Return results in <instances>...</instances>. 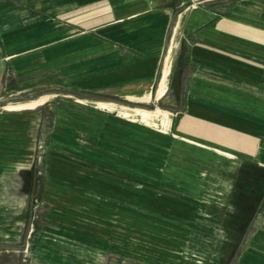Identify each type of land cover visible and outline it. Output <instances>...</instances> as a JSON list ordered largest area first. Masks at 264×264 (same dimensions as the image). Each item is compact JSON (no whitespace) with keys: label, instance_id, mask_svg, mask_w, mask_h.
Returning <instances> with one entry per match:
<instances>
[{"label":"crops","instance_id":"0c3cea01","mask_svg":"<svg viewBox=\"0 0 264 264\" xmlns=\"http://www.w3.org/2000/svg\"><path fill=\"white\" fill-rule=\"evenodd\" d=\"M5 92L21 100L9 105L21 106L33 131L50 134L39 161L47 212L57 213L50 228H69L60 182L82 187L89 204L144 198L181 216L178 198L134 193L122 169L190 171L198 147L255 155L264 141V0H1ZM135 110L157 118L122 115Z\"/></svg>","mask_w":264,"mask_h":264},{"label":"rangeland","instance_id":"374dc122","mask_svg":"<svg viewBox=\"0 0 264 264\" xmlns=\"http://www.w3.org/2000/svg\"><path fill=\"white\" fill-rule=\"evenodd\" d=\"M8 93L0 98V264H264V141L250 160L191 145L190 171L158 165L154 174L138 163L135 173L124 165L126 187L178 198L181 216L126 196L90 206L82 187L60 182V199L71 203L60 214L69 228L53 229L57 213L47 212L52 197L44 202L49 181L39 163L50 134L33 131L21 106L9 105L21 100Z\"/></svg>","mask_w":264,"mask_h":264},{"label":"bare ground","instance_id":"6f19581e","mask_svg":"<svg viewBox=\"0 0 264 264\" xmlns=\"http://www.w3.org/2000/svg\"><path fill=\"white\" fill-rule=\"evenodd\" d=\"M173 37V36H172ZM176 46V45H175ZM169 57L165 60V65H164V69H163V75H162V81L160 83V87L161 88H164L165 86V77L168 73V68H169ZM163 91V89L161 90ZM101 104V107L104 105L103 103H100ZM103 104V105H102ZM107 105V104H106ZM108 106V105H107ZM103 107H106L105 105ZM129 110V109H128ZM134 112V113H133ZM163 114V113H162ZM122 115L125 117V118H129V119H133V120H136L137 118L145 123V124H150L152 120H154L155 118H157V115H155L154 113L152 112H147V111H141V110H135V111H132V112H123ZM167 115L166 113L163 114L162 116V120H161V124L162 125H165V123L167 122ZM215 151V150H214ZM217 154H220L222 156H228L229 157V154L227 152H223L221 150H216L215 151Z\"/></svg>","mask_w":264,"mask_h":264}]
</instances>
